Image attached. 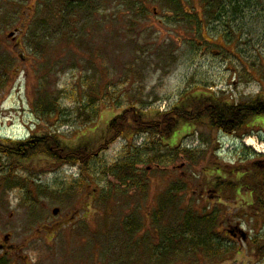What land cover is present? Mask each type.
<instances>
[{"label":"rangeland","instance_id":"rangeland-1","mask_svg":"<svg viewBox=\"0 0 264 264\" xmlns=\"http://www.w3.org/2000/svg\"><path fill=\"white\" fill-rule=\"evenodd\" d=\"M207 1L187 0L188 14L203 18ZM224 4L223 22L207 23L209 45L196 23H171L163 0H0V137L50 134L59 147L89 143L97 151L110 121L130 107L150 118L190 95L249 103L264 94V0ZM258 122L231 137L185 123L168 141L130 135L84 168L0 153V233L13 234L15 246L40 239L35 248L48 264L83 257L87 264H264L253 244H264V219L240 212L234 192L216 186L264 161V118ZM177 149L173 164L146 162ZM137 156L145 163L135 165L134 180L123 184L108 173ZM214 213L216 225L205 226ZM61 220L68 228L57 226ZM240 225L245 243L234 230ZM70 233L74 241L64 246ZM211 248L229 253L219 258Z\"/></svg>","mask_w":264,"mask_h":264},{"label":"trees","instance_id":"trees-1","mask_svg":"<svg viewBox=\"0 0 264 264\" xmlns=\"http://www.w3.org/2000/svg\"><path fill=\"white\" fill-rule=\"evenodd\" d=\"M60 1L66 2L67 0ZM192 2L195 6V0H192ZM224 2L225 0H208L206 12H204V17L201 18V15H198L199 12L196 11L197 13H195L191 8L190 13L188 14L187 0H163L167 10L171 13L168 17L171 23L176 24L177 26H182L183 28L196 23L199 31L197 34L200 35L201 33L202 35L203 33L202 37L204 39L207 34L211 40L213 39L207 28V23L211 20L215 22H223V15H226V9L228 8L225 6ZM205 3L206 1L203 2V9ZM81 7L83 8L84 6ZM73 8H75V6L70 9L72 10ZM140 11V14L143 16L148 15L147 10ZM155 13L157 14V17H159L158 9H155ZM204 41L209 45L212 44L209 39H205ZM197 44L199 43H195L194 41L191 45ZM262 118H264V94L257 96L249 103H235L234 101H227L214 97L211 94L197 95L196 97L190 95L189 98H185L176 106H173L167 113L159 114L158 111L156 115L150 118H147L146 114H144L139 108L137 110L135 107H130L129 109L124 110L121 114L117 115L110 121L108 130L104 133L105 135L102 138V143L97 151L90 149V147H88L89 143H80L73 148L67 146L59 147V139L56 136L49 134L40 140L35 138V136H32L30 139L23 142L0 140V153H3L5 156L15 157L18 160H27L31 155H45L57 162L62 161L63 163L70 165L80 164L81 167L84 168L90 166V162L95 153L97 154L100 150H106L110 144L115 143L118 139L127 138V136L130 135L133 137L138 133L151 136H156L158 134L162 141H168L174 137L180 124L185 123L190 127L195 125H205L216 133L231 137L237 135L243 130H251L254 127L253 124H260L258 121ZM243 137L244 136H242V138ZM93 146L95 145L93 144ZM59 149L61 151H59ZM128 149L133 150L138 148L129 147ZM174 153L179 154L180 150H172L166 157L155 154L153 159H147L146 162L150 160L155 161L160 165H170L176 161L177 155H174ZM29 154L30 156H28ZM185 154H187V152H185ZM179 155L182 156V154ZM253 155L256 158L262 157L257 154ZM137 159L138 161L127 160L121 164L112 166L111 168H108V173L117 178L123 184H126L134 180L136 177H134L135 174L132 175V177L129 176L131 172L134 171L135 165L145 163V158H139L137 156ZM9 173H12L11 170ZM228 174L229 176L224 178L226 181L222 182V185L216 186L221 188V192L225 190L228 192L229 190L234 192L231 194H233L236 199L239 198L243 202L240 205V208H238L239 210L243 209L240 212L244 213L245 211H251L250 215L252 214L253 217L264 219V161L258 160L257 162H253L252 168H247L245 172L238 170ZM136 186L140 187V182L135 185V188H137ZM224 187H226V189H224ZM229 201H233L232 198L229 197ZM237 206L239 205L237 204ZM204 213L207 214V212ZM188 220L190 221L191 219L188 218ZM202 220L205 222V226L209 227L210 224L212 226L216 225L218 220L217 213L209 214ZM187 232H189V229ZM208 233L211 238L213 236L211 228L208 230ZM253 244L254 247H257V258L264 260V244H261V238H255ZM140 246H142V244H140ZM196 247H198V245H196ZM208 247L210 248L209 245ZM211 249L219 258H226L229 253L227 249H225L223 254L218 251V248Z\"/></svg>","mask_w":264,"mask_h":264},{"label":"flooded vegetation","instance_id":"flooded-vegetation-1","mask_svg":"<svg viewBox=\"0 0 264 264\" xmlns=\"http://www.w3.org/2000/svg\"><path fill=\"white\" fill-rule=\"evenodd\" d=\"M63 220H61L57 226H61V228H68ZM12 237L13 234L9 233L6 235H2L0 233V264H48V259H45L43 255H38L39 250L35 248V244L39 242L40 239L35 238V239H29L24 241L20 246H15L12 244ZM137 239L139 240V234L137 233ZM137 240L135 248H136V253L141 252V246L139 241ZM64 241V246L65 242L67 244L70 241H74L72 238L71 233L67 235V239H63ZM142 241V240H141ZM63 246V247H64ZM23 250H32V252H35V254H30V255H14L13 252H20ZM65 257V255H63ZM83 260H61V262H66V264H87V261L85 263L84 257L82 258ZM116 264H123L121 259H117ZM65 264V263H63ZM136 264H142V261L137 260Z\"/></svg>","mask_w":264,"mask_h":264},{"label":"bare ground","instance_id":"bare-ground-1","mask_svg":"<svg viewBox=\"0 0 264 264\" xmlns=\"http://www.w3.org/2000/svg\"><path fill=\"white\" fill-rule=\"evenodd\" d=\"M248 145H249V147H255V146H257V145H255L253 139H249L248 140Z\"/></svg>","mask_w":264,"mask_h":264},{"label":"water","instance_id":"water-1","mask_svg":"<svg viewBox=\"0 0 264 264\" xmlns=\"http://www.w3.org/2000/svg\"><path fill=\"white\" fill-rule=\"evenodd\" d=\"M10 37H12V35H10ZM58 212H59L58 209L54 210V214H55V215H57ZM242 238H243V240H246V235H245V234H242Z\"/></svg>","mask_w":264,"mask_h":264}]
</instances>
